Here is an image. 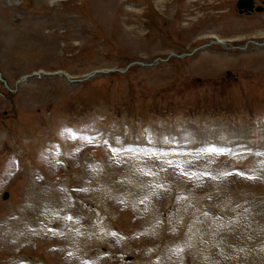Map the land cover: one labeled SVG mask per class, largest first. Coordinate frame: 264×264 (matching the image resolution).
<instances>
[{
	"label": "rangeland",
	"instance_id": "rangeland-1",
	"mask_svg": "<svg viewBox=\"0 0 264 264\" xmlns=\"http://www.w3.org/2000/svg\"><path fill=\"white\" fill-rule=\"evenodd\" d=\"M239 1L0 0V72L16 88L11 95L0 82V264L25 257L73 264L60 245L67 236L74 245L76 231L99 232L100 240L78 255L94 264H158L168 257L227 263L256 243L242 240L247 230H235L229 256L219 244L202 249L200 240L193 262L185 243L202 230V213L228 219L221 223L231 228L244 215L241 224L264 223V47L254 46L264 41V0H252L260 10L250 14L237 8ZM204 45L208 50L199 51ZM134 61L152 66H130ZM39 71L84 82H20ZM68 125L94 136L110 131V141L69 137ZM190 128L203 143H248L256 151L242 154L247 145L240 144L230 147L236 153H206L191 142L197 133ZM171 131L179 139L170 156L148 146L147 153H112L107 146L113 137L118 146L153 145L156 132L162 133L156 146L171 148L163 139ZM51 142L64 155L54 156ZM58 206L75 218L83 209L84 225L77 222L75 231L67 213L57 218ZM104 217L110 224L100 231ZM49 226L62 229L43 233ZM245 264H264V250Z\"/></svg>",
	"mask_w": 264,
	"mask_h": 264
},
{
	"label": "bare ground",
	"instance_id": "bare-ground-1",
	"mask_svg": "<svg viewBox=\"0 0 264 264\" xmlns=\"http://www.w3.org/2000/svg\"><path fill=\"white\" fill-rule=\"evenodd\" d=\"M77 135H79V136H82V135H80V133H76ZM108 134H107V132H102V135H101V133H100V136H104L105 138V140H107V138H106V136H107ZM83 136H85V137H87V138H91L92 139V137L91 136H88V135H84L83 134ZM97 136H99V135H97ZM94 137V136H93ZM185 137V136H184ZM183 137V139L185 140V138ZM187 140H190V136H189V134H187ZM63 149V148H62ZM237 149H226V148H220V149H218V148H216L215 146H212L211 147V151H221V152H229V153H236L237 151H236ZM138 186V184L137 183H134L133 184V186ZM135 188V187H134ZM109 191V190H108ZM101 194H104V193H101ZM98 195H99V193H98ZM44 197V196H43ZM45 200V199H44ZM192 200V199H191ZM190 200V201H191ZM186 201V200H185ZM185 201H183V202H185ZM193 201V200H192ZM188 202V201H187ZM49 204H50V202L49 201H44L43 202V208H44V210H45V212L46 213H48L49 214V211H50V209H49ZM154 204V203H153ZM186 205V204H185ZM195 205V204H194ZM198 205V204H197ZM229 205V204H228ZM193 206V205H192ZM222 207V206H221ZM229 207V206H228ZM65 209H67L68 207H64ZM180 208V207H179ZM189 208L191 209V207L189 206ZM200 208V207H199ZM225 209H226V207H224ZM61 209H62V207L61 206H58V207H56L55 208V211L56 210H59V213L57 214V216L61 213ZM221 209V208H220ZM42 210V209H41ZM180 210V209H179ZM178 210V211H179ZM216 210V209H215ZM184 210H181V211H179V213H178V215L177 216H181V215H183V218H185V216H187V212L186 211H184ZM222 211V210H221ZM218 212V211H217ZM53 213V212H52ZM210 213V212H209ZM213 213V212H212ZM227 213V212H226ZM235 213V212H234ZM238 213V212H237ZM43 214V213H42ZM203 215H202V217L200 218V220H199V223L201 224L202 223V225H203V228H202V230H200L198 233H196V235H190L189 233H191V232H187L189 235L188 236H190V237H188L187 239H185L187 242H185V243H187V245L189 244H191L192 245V247H191V251L189 252V255L191 256V260H192V262H193V259L194 258H196L197 257V255L199 254V249H200V247H198V245H199V242H200V240H205V242L203 243V247H202V249H205V248H210V247H212L213 245L215 246V245H217L218 246V244L219 245H221V248H220V251H222V250H226V249H228V250H226V253H223V254H227V252L228 251H230L229 249L230 248H225V247H230V245H231V242L232 241H234L235 240V238H237L236 237V231L235 230H238V229H241V230H247V235H246V237L244 238V239H242V240H244V242L245 243H249V242H252V241H255L256 243H251L250 244V246L249 247H244V249H241L240 251H242L241 252V254H243V255H238L237 256V253H234L232 256H231V258H229V261L227 262V263H219V262H216L215 264H245V263H247V262H249L250 260H251V257L253 256V255H261L262 254V252H263V250H264V229H262V228H260V227H264V223L263 224H261L259 227L256 225V223L257 222H252L253 224H251V223H248V220H246L244 223H242L241 224V220L240 219H242V217H244V216H242L241 215V213H240V215L242 216V217H240V219L238 218V217H236L234 220H233V222H232V224H231V226H232V228L229 226V224H227L226 223V225L227 226H224V224L223 223H221L223 220L225 221V222H227V220H226V218L225 219H218L217 218V220H214L213 221V219H211L210 218V216L209 215H207V214H204V213H202ZM239 214V213H238ZM248 215H250L249 213H247ZM201 215V214H200ZM217 215H218V213H217ZM220 215V214H219ZM221 215H222V213H221ZM220 215V216H221ZM240 215H238V216H240ZM216 216V215H215ZM219 216V217H220ZM223 216V215H222ZM226 217V216H225ZM246 217H248V216H245V218ZM47 218V217H46ZM216 218V217H215ZM248 219V218H247ZM99 221V220H98ZM243 222V221H242ZM207 223H209L210 224V226H208L207 227V229H205V225L207 224ZM96 224V223H95ZM161 225V224H160ZM163 225V224H162ZM149 227H152V224H150V225H148ZM155 226V225H154ZM181 226H182V224H181ZM220 226V227H219ZM180 227V226H179ZM183 227V226H182ZM161 228V227H160ZM168 228V227H167ZM181 228V227H180ZM15 229H17V228H15ZM154 229H157L156 227H154ZM11 231V230H10ZM92 231V230H91ZM164 231V230H163ZM181 231V230H180ZM19 232V231H18ZM156 232V231H155ZM216 232H217V234H216ZM244 232V231H243ZM15 233V232H14ZM240 233V232H239ZM206 234H207V237L208 238H206ZM225 235L223 238H221V236L222 235ZM240 234H242V233H240ZM209 235V236H208ZM216 235V236H215ZM231 237H233V238H231ZM242 236H240V238H241ZM19 238V237H18ZM240 238H239V236H238V240H237V242L238 243H241L242 241H240ZM240 241V242H239ZM223 244H222V243ZM243 243V242H242ZM241 245V244H240ZM244 245H246V244H244ZM249 245V244H248ZM247 245V246H248ZM255 245H258V246H255ZM198 247V248H197ZM243 247V246H242ZM175 248V247H174ZM187 248H189V247H187ZM224 250V251H225ZM200 251H201V249H200ZM224 251H222V252H224ZM248 254V256H247V254L245 253V252ZM211 252V251H210ZM164 253V252H163ZM201 254V253H200ZM161 255V254H160ZM166 255V254H165ZM168 255V254H167ZM227 255H229V253L227 254ZM184 256V255H183ZM208 256V255H207ZM212 256V255H211ZM230 256V255H229ZM245 256H247V259H245L246 257ZM167 257V256H166ZM165 257V258H166ZM199 257H202V256H199ZM160 258V257H159ZM163 258V257H162ZM162 258H161V260H162ZM204 258V257H203ZM197 260V259H196ZM202 258H199V260H198V262H197V264H206V263H208L209 261H210V259H209V257H207V259H206V261L207 262H202ZM158 261H159V259H158ZM213 261V260H212ZM159 262H162V264H180L179 262H176V263H174V261H172V260H170L169 259V257H168V259H163V261H159ZM159 262H157L158 264H159ZM156 262H154V263H152V264H155ZM196 263V262H195ZM84 264V263H83ZM87 264V263H86Z\"/></svg>",
	"mask_w": 264,
	"mask_h": 264
},
{
	"label": "water",
	"instance_id": "water-1",
	"mask_svg": "<svg viewBox=\"0 0 264 264\" xmlns=\"http://www.w3.org/2000/svg\"><path fill=\"white\" fill-rule=\"evenodd\" d=\"M252 4H253L252 0H241V1H239L237 7H238V9L246 8L249 11H251L253 9ZM135 64L144 65V64H140V63H135ZM96 73H98V72L95 71L93 74H96ZM23 79H26V78H23Z\"/></svg>",
	"mask_w": 264,
	"mask_h": 264
}]
</instances>
